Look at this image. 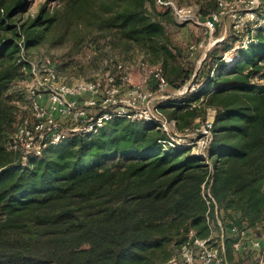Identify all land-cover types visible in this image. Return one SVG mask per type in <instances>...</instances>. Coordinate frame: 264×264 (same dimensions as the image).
I'll return each mask as SVG.
<instances>
[{"label":"trees","instance_id":"trees-1","mask_svg":"<svg viewBox=\"0 0 264 264\" xmlns=\"http://www.w3.org/2000/svg\"><path fill=\"white\" fill-rule=\"evenodd\" d=\"M57 2L24 18L29 0H0V264H167L190 229L210 234L205 181L218 205L210 214L215 225L220 217L261 233L264 28L231 66L212 51L203 71L173 42L169 7L160 9L157 0ZM93 36L142 51L161 64L173 89L194 73L204 81L198 92L160 109L180 131L216 109L211 166L188 149L164 150L160 140L167 136L154 123L121 116L28 162L7 148L17 125L5 94L23 70L25 47L52 37L79 50Z\"/></svg>","mask_w":264,"mask_h":264},{"label":"built area","instance_id":"built-area-1","mask_svg":"<svg viewBox=\"0 0 264 264\" xmlns=\"http://www.w3.org/2000/svg\"><path fill=\"white\" fill-rule=\"evenodd\" d=\"M215 1L218 8L208 15H203L194 7L178 5V2L174 0H157L159 5L171 8L181 23H199L206 28V33L209 35L215 31L220 15L227 7L226 0ZM247 15L252 20L255 19V14L251 15L247 12ZM240 17L242 16L238 17L236 14L238 20ZM243 24L239 23L235 25V28L239 29ZM250 34L248 32L247 38L244 37L239 41L242 42L238 47L239 51L248 47L253 41L254 37ZM204 46L203 39L192 45L190 50L194 53ZM222 60L225 61L223 58ZM25 61L23 71L31 78V83L27 85V92L32 118L31 120L26 118L20 122L7 142V148L20 151L25 162H28L30 155L39 156L46 148L61 145L80 133H96L106 121L114 116H121L157 125L167 136L160 140L164 150L175 152L176 149H188L191 154L203 157L210 166L212 165L209 152L215 136L216 109L209 108L203 120L198 121L200 120L198 119L192 128L180 131L177 121L170 119L160 109L161 105L169 104L177 99L175 97L177 95L168 94L171 87L160 64L145 65L148 83L153 90L148 92L134 89L132 96L129 92L133 103L119 107L122 89L117 84L114 74L109 73L104 78L66 82L50 62L40 64L27 59ZM230 61L234 63L236 59ZM225 63L228 66L233 64L227 61ZM118 69L123 70L125 67L119 64ZM105 83H107L106 88ZM203 84L204 82H199L194 73L183 87L191 86V93H195ZM153 94L159 96L158 102L150 104L148 101ZM135 102L143 106H137ZM212 111H215L214 116L210 118ZM202 193L209 205L207 219L210 224V234L207 237H200L194 229H190L188 238L181 246L179 253L167 264H236L226 258L227 243L230 238H233L232 248L235 252L244 255V258L252 255L256 264H264V230L260 233L258 229H249L246 225L225 221L220 217L217 218L215 225L210 214L213 210L212 204L215 205L216 213L218 205L207 181L202 184Z\"/></svg>","mask_w":264,"mask_h":264},{"label":"rangeland","instance_id":"rangeland-1","mask_svg":"<svg viewBox=\"0 0 264 264\" xmlns=\"http://www.w3.org/2000/svg\"><path fill=\"white\" fill-rule=\"evenodd\" d=\"M60 1V0H59ZM178 5L194 7L197 12L207 14L210 9L216 7L215 0H174ZM48 2L51 6L57 5V0H29L27 10L24 11V18L28 16L34 17L40 6ZM227 7L220 15L219 24L215 31L209 35L206 28L196 22L181 23L175 16L174 11L169 8L172 21L167 23V30L173 39V42L181 46L183 49L191 52L190 60L198 68L203 67V71L208 70L210 63L209 53L216 52L217 56L223 54L225 61L233 63L232 59H237L239 54V42L244 37L247 38L248 32L254 37L260 28H264V0H226ZM158 3V2H157ZM160 9H163L159 5ZM249 14H255V19H251ZM237 16H242L238 20ZM244 23L239 29L235 25ZM251 29L250 31L248 29ZM11 35V34H8ZM247 35V36H246ZM109 38H97V36L89 37L84 42L78 44L80 49L73 46L71 42H65L60 45L55 44V39L43 38L40 43L25 47L23 51L27 60L34 63L50 62L58 71L61 78L66 82H74L78 80L95 79L114 74L117 78V84L121 87L119 99L120 106L133 103L130 96L134 89H142L150 92L153 88L148 83V75L145 65L151 63L142 51L131 48L128 45L110 47ZM205 40V46L197 49L194 53L190 50L192 45L197 44L200 40ZM54 42V43H53ZM250 45V44H249ZM231 48L226 50V47ZM22 55V54H21ZM19 55V56H21ZM145 63V64H144ZM207 63V64H206ZM122 64L125 69L119 70L118 65ZM161 65V64H160ZM125 76V78H123ZM30 76L25 73L19 66L18 76L13 79L6 90L5 97L9 105H12L13 115L15 118L14 125H18L22 120L30 118L31 111L29 109L28 100V83H31ZM202 81V80H201ZM200 82V81H199ZM204 82V81H203ZM260 82V80H257ZM107 83H105V88ZM192 91L191 86L181 89L170 88L168 94L177 95V99H184ZM130 92V96H129ZM185 93V94H182ZM159 96L153 94L149 99V103L158 102ZM137 106H143L135 102ZM114 109V108H113ZM212 111L209 116H214ZM26 117V118H24ZM203 118H199L201 121ZM17 127V126H16ZM65 141L64 143H67ZM193 150V149H192ZM196 150V149H194ZM181 248H179L178 252ZM244 256V255H243ZM241 253H237L232 248L226 250V258L236 264H256L252 255L244 258Z\"/></svg>","mask_w":264,"mask_h":264},{"label":"crops","instance_id":"crops-1","mask_svg":"<svg viewBox=\"0 0 264 264\" xmlns=\"http://www.w3.org/2000/svg\"><path fill=\"white\" fill-rule=\"evenodd\" d=\"M199 119V118H198Z\"/></svg>","mask_w":264,"mask_h":264}]
</instances>
